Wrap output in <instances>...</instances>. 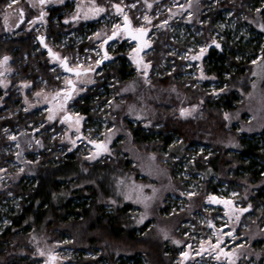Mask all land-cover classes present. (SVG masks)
Here are the masks:
<instances>
[{
    "label": "rangeland",
    "instance_id": "374dc122",
    "mask_svg": "<svg viewBox=\"0 0 264 264\" xmlns=\"http://www.w3.org/2000/svg\"><path fill=\"white\" fill-rule=\"evenodd\" d=\"M67 1L9 0L0 10V36L19 37L29 32L43 36L47 32L50 8ZM211 1L75 0L74 11L66 14L63 21L72 28L90 21H98V24L95 29L89 26L77 31L69 29L61 38L62 46L72 45L74 49L66 56L60 51L48 54L49 70L54 72L63 58L73 67L94 69L78 76L57 72L54 78L61 80L60 87L33 91L32 80L18 79L19 69L15 70L12 66L13 56L0 55V90L3 92L0 95V108L6 111L0 120L19 112L23 118L24 111L38 113L28 119V129L22 128L21 117H17L18 122L15 120L17 123L14 126L0 121V190H7L32 172L17 160L15 151L18 145L8 138L16 136L19 130H26L29 134L37 132L35 138L38 141L47 133L51 147L60 150L62 155L69 152L73 158H78L80 174L75 171V186L93 183L99 190L95 199L97 202H101L103 207L107 205L106 209H110V212L125 210L129 218L126 226L140 227L148 221V228L155 232L156 242L168 237L177 242L178 236L171 232L175 228L186 229L189 236L177 262L184 260L185 252L191 258L206 254L218 264H246L247 257L255 252L261 256L257 250L251 253L252 248L245 239L243 222L249 207L239 206L243 204L240 196L234 200L220 197L219 204L212 203V193L205 197L199 193V185L205 179L193 169L192 155L186 153L188 162L184 157H173L168 147L159 150L158 146H154L156 144L148 143L145 139L138 142L133 128L140 127L139 130L150 133L161 123L144 120L152 113L147 109H151L149 101L129 102V113L126 112L128 104L125 106L126 100L122 96L125 92L135 91L139 82H143L142 88L147 87L141 90H150L156 83L154 76L171 74L175 79L164 89L171 94L174 102L176 97L179 98L172 106L171 115L175 118L203 121L212 111L223 120L224 129L236 128L241 135L264 129V37L253 32L258 22L263 21L260 10L253 9L251 15V5L247 0H233L240 5L238 9L230 7L226 10V18L221 21L227 29L224 35L215 30L213 19L208 15L220 0ZM131 10L135 11V16ZM126 18L135 30L136 40L126 37L125 31L121 30L119 37L105 44V39L120 28ZM244 23L248 24L246 29H239L244 27ZM249 33L255 35L251 41L259 45L260 57L247 65L244 72H236L226 81L210 73L206 59L209 51L214 46L224 49V36L234 40L245 36L244 39L248 40ZM161 35L165 38L161 39ZM156 46L160 55L158 60L153 56ZM104 52H107L106 56ZM122 55L127 56L128 65L132 67L130 72L133 73V78L126 84L115 73L107 72ZM104 58L106 62L99 65ZM71 79L76 83V89L72 98L65 103L66 90L70 88L68 81ZM43 81L46 82V79ZM90 87H93L92 91ZM12 92L20 95L17 97L21 102L20 107L9 112V106L5 107V104ZM108 94L109 99L104 101L103 96ZM223 97L224 102L230 100L233 108L220 107ZM82 105L90 108L88 115L79 112ZM106 113H110V116ZM68 114L71 116L68 117ZM91 116L93 119H90ZM87 119L89 127H86ZM227 130V133L217 137V141L232 147L237 139ZM209 146V142H203L199 148L209 155ZM35 156L40 158L39 154ZM21 158L25 163L32 160L30 156L22 155ZM110 159L114 164L122 163V167L108 165L112 162H109ZM169 162L175 165H167ZM95 173H100L98 178L102 184L95 179ZM220 188L225 192L223 187ZM74 196L80 198L79 195ZM90 198H94L93 195ZM76 209L81 213L78 220H68L69 224L61 222L55 226L58 235L41 229L30 233L22 251L27 257L26 264H73L79 258L86 261L85 264H90L89 258L97 255L95 250L98 246L87 242L99 236L103 225L96 222V208L87 215L82 214L78 207ZM175 215H179V219L171 218Z\"/></svg>",
    "mask_w": 264,
    "mask_h": 264
},
{
    "label": "trees",
    "instance_id": "16d2710c",
    "mask_svg": "<svg viewBox=\"0 0 264 264\" xmlns=\"http://www.w3.org/2000/svg\"><path fill=\"white\" fill-rule=\"evenodd\" d=\"M8 1L0 0V10L5 7ZM247 1L251 5L249 12L251 15L253 9L258 8L260 10V16L263 18V21L261 23L258 22L257 28H254L253 32L263 38L264 0ZM238 5H240L239 2L234 3L233 0H220L214 6L215 8L211 11V17L215 30H218L220 34L225 35V31L227 30L223 26L224 22L221 24V21L226 18V10L230 7L238 9ZM217 6L219 7L217 8ZM74 9L75 0H69L62 5L50 8L48 25L45 29L47 32L44 34L46 36L45 46L40 42V36L33 35V32L24 33L19 37L0 36V55L10 54L13 56L12 66L15 70L19 69L18 79L25 78L32 80L34 83L33 91L40 88L61 86V80H56L54 74L59 71L64 72V70H62L59 64V67L54 72H51L49 70L50 64L47 60V55L51 53L56 54V52L60 51L66 56L71 54L74 46L68 45L65 48L62 47L60 38L69 29H76L77 31L84 26L95 29L98 24V21H90L80 23L77 27L72 28V25L66 24L63 19L66 14L74 11ZM131 11L135 16V11ZM247 26L248 24L244 23V27L238 28L246 29ZM254 36L253 33H249L248 40L244 39L245 36H240L241 39L238 38V40L224 36V49L220 46H214L206 58L210 73L215 74L219 80L226 81L232 74L244 72L247 65L260 57L259 45L251 41ZM163 38H165L164 35H161V39ZM156 44L158 45V42ZM46 46H49V49ZM157 48L158 46H156L153 55L155 60H158L160 57ZM246 54L249 56L246 57ZM119 58L107 72L115 73L114 75H118L121 82L126 84L133 78V73L130 72L132 67L128 65L127 58L124 55ZM39 76L40 79L38 78ZM43 79H46V82ZM174 79L171 74L154 76V81L156 82L154 88L146 91L141 90L143 84L139 82L138 88L135 91H128L122 94L126 100L125 106L128 104L126 112H129L128 107L132 101H149L150 103L148 104L151 106V109L147 108V105L145 107L149 111H152V113L145 117L144 120L149 119L155 123H161L159 127L153 129L150 133L139 130L140 127L138 126L139 128H133V134L140 143L142 142L141 140L145 139L148 140V143L155 142L159 150L160 147L162 150L168 147L173 157L181 156L188 161L189 158L186 156V153L192 155L190 157L193 169L200 173L202 177L206 176V178L203 177L205 181L199 185L201 187L199 193H202L204 197L212 193L218 201L216 204H219L220 199H222L220 197L234 200L240 196L239 199L243 201V204L239 206L249 207L248 211L245 212L246 220L243 222L245 239L248 240L249 246L252 248L251 253L255 250L261 252V256L255 252L253 255L247 257L246 264H264V129L256 133L241 135L236 128L232 130L225 128L227 131H231L235 139H237L236 145L228 147L218 143L217 137L227 132L223 128V120L220 116L214 114V112L211 111L209 117L203 121L181 120L171 115L173 113L172 106L178 102L179 98L176 97V101L174 102L171 94L164 88ZM89 90L92 91L93 87H90ZM1 92L0 90V95L3 94ZM16 95L19 96V94ZM17 96L12 92V95L6 98L7 104L5 106H9L10 112L20 107L21 100ZM109 97V94L104 95V101H107ZM224 99L225 97L221 99L222 104H220V107L225 109L233 108L230 100L224 102ZM80 107V113L89 114L90 108L88 105ZM35 112H23L24 115L21 120L23 123L22 128L28 129V119L34 117L33 114ZM5 113L6 111L0 108V117ZM103 113L105 112L103 111ZM21 114L19 112V114L0 121L2 123L9 122L8 124L14 126L15 120L17 121V117L19 116L18 118H20ZM106 114L110 116V113ZM36 133L29 134L26 130H19L16 136L8 138L18 145L15 151L17 160L24 167L31 169L32 172L30 171V176L21 179V181L10 187L12 191L15 188L17 194H14L15 192H12L10 188L7 189L8 192L5 189L0 190V264H26L27 257L22 254V251L25 248L24 245L27 244L26 238L29 237L30 233L41 229L44 232H51L52 235H58L55 226H58L61 222L69 224L68 220H78L81 213L76 212V210L74 211L76 207L84 215H87L90 210L96 208V222H100L103 225L99 236L92 237L89 241L90 243H94L92 245L98 246V249L95 250L97 255L94 258H89L90 264H218L211 256L201 254L196 258H191L188 252H185L184 260L181 263L177 262L178 255L184 252V247L189 236V232L185 228V230L175 228L171 232V234L178 236L177 242L173 241L170 237L164 239L162 242H156L154 240V236H156L155 232L151 231L152 228H148V221L144 222L140 227L130 228L126 226L125 223L129 218L125 210L120 209L110 212V209H106L107 205L103 207L101 202H97L95 199H97L96 196L99 190L93 183L89 182L80 187L75 186V181H73V178L77 175L75 171L77 170L80 174L78 158H73V154L69 152H65L62 155L60 150L51 147V141L47 133L42 136L41 140L37 141L35 138ZM157 142H159V145ZM203 142L210 143L208 147L211 148L209 155L203 152L205 150L199 148ZM171 146L174 149H171ZM35 154H39L40 158H37ZM22 155L32 157L31 162H23ZM110 164L122 167V163L118 165L110 162L108 165ZM167 165H175V163L169 162ZM99 174L95 173V179L102 184V181L98 178ZM92 180L94 181V179ZM17 186L22 188H17ZM220 187H223L225 192H222ZM16 188L19 191L21 190V192L23 190V192H19ZM27 188L32 193L28 192ZM4 193L7 194L4 196ZM75 194L79 195L80 198L75 197ZM16 195L19 196L17 197ZM92 195L94 198H90ZM83 196L86 197L82 198ZM23 198L24 200H22ZM54 203L57 206H54ZM22 205L24 206L22 207ZM179 217V215H175L171 218L179 219ZM6 250L8 253H6ZM84 262L86 261L79 258V260L75 261V264H85Z\"/></svg>",
    "mask_w": 264,
    "mask_h": 264
},
{
    "label": "water",
    "instance_id": "95a60500",
    "mask_svg": "<svg viewBox=\"0 0 264 264\" xmlns=\"http://www.w3.org/2000/svg\"><path fill=\"white\" fill-rule=\"evenodd\" d=\"M121 30L125 31L126 37H128V38H130L131 40H134V41L136 40L135 30L132 28L130 21L126 18L124 20L123 25L119 29H116L115 31H113L110 34V36L105 39L104 43L108 44L110 41L115 40ZM45 39H46L45 35L39 37V40H40V42L42 43L43 46H45ZM47 48L49 49V46H47ZM104 55L106 56L107 52H104ZM104 62H106V58L102 59L100 61V64H103ZM60 66L62 67V69L64 70L65 73L70 74V75H74V76H78V75H80L82 73H86V72H89V71L93 70V68L72 67L70 65L69 61L67 59H65V58H63L60 61ZM68 84L70 85V88L68 90H66L67 96L65 98V103H67L72 98L73 92L76 89V83L74 82L73 79L69 80ZM70 116L71 115L68 114V117H70Z\"/></svg>",
    "mask_w": 264,
    "mask_h": 264
},
{
    "label": "bare ground",
    "instance_id": "6f19581e",
    "mask_svg": "<svg viewBox=\"0 0 264 264\" xmlns=\"http://www.w3.org/2000/svg\"><path fill=\"white\" fill-rule=\"evenodd\" d=\"M213 1H214V0H213ZM213 1H211V2H213ZM169 2H170V1H169ZM181 2H182V1H181ZM181 2H180V3H181ZM214 3H216V2H214ZM168 4H169V3H168ZM207 4H208V3H207ZM169 5H170V4H169ZM209 5H210V4H209ZM216 5H217V4H216ZM210 6H211V5H210ZM214 6H215V5H214ZM218 7H219V6H217V8H218ZM209 8H210V7H209ZM214 8H215V7H214ZM207 9H208V8H207ZM212 9H213V7H212ZM205 10H206V8H205ZM202 11H203V10H202ZM207 11H208V10H207ZM210 11H211V10H210ZM212 11H213V10H212ZM188 12H189V11H188ZM203 13H204V12H203ZM205 13H206V12H205ZM205 13H204V14H205ZM200 14H201V13H200ZM208 15H211V14L209 13ZM29 16H30V15H29ZM200 16H201V15H200ZM211 16H212V15H211ZM27 17H28V16H27ZM202 18H203V17H202ZM204 18H205V17H204ZM27 21H28V20H27ZM204 21H205V20H204ZM18 22H19V21H18ZM25 22H26V21H25ZM202 22H203V21H202ZM204 24H205V23H204ZM43 25H44V24H43ZM172 26H173V25H172ZM174 26H175V25H174ZM202 27H204V26H202ZM176 28H178V27H176ZM115 29H116V28H115ZM41 31H42V30H41ZM172 31H173V30H172ZM42 33H43V32H42ZM69 33H70V32H69ZM147 35H148V34H147ZM61 36H62V35H61ZM63 37H64V35H63ZM118 37H119V36H118ZM47 39H48V38H47ZM58 39H59V38H58ZM60 39H61V38H60ZM68 39H69V38H68ZM144 39H145V38H144ZM61 40H62V39H61ZM58 41H59V40H58ZM58 41H56V42H58ZM65 41H66V40H65ZM65 41H64V42H65ZM144 42H145V41H144ZM61 43H62V41H61ZM59 44H60V43H59ZM60 45H61V44H60ZM65 46H66V45H65ZM65 46H64V48H65ZM46 47H47V46H46ZM62 47H63V46H62ZM117 52H118V51H117ZM112 53H113V52H112ZM125 53H126V52H125ZM73 55H74V54H73ZM73 55H72V57H73ZM118 55H119V54H118ZM127 55H128V54H127ZM124 56H126V55H124ZM126 57H127V56H126ZM114 58H115V57H114ZM114 58H113V59H114ZM73 59H74V58H73ZM123 59H124V58H123ZM127 59H128V58H127ZM119 60H120V58H119ZM126 61H127V60H126ZM70 62H71V61H70ZM76 62H77V61H76ZM160 63H161V62H160ZM70 64H71V63H70ZM73 64H74V61H73ZM109 64H110V63H109ZM115 64H116V63H115ZM111 65H112V64H111ZM116 65H117V64H116ZM121 65H122V64H121ZM129 65H130V64H129ZM122 66H123V65H122ZM60 67H61V66H60ZM107 67H108V66H107ZM126 67H127V65H126ZM61 68H62V67H61ZM106 69H107V68H106ZM125 69H126V68H125ZM62 70H63V69H62ZM122 70H123V69H122ZM116 74H117V73H116ZM128 75H129V74H128ZM150 76H151V75H150ZM152 76H153V75H152ZM157 76H158V75H157ZM157 76H156V77H157ZM117 77H118V75H117ZM129 77H130V76H129ZM99 79H100V78H99ZM141 81H142V80H141ZM141 83H143V82H141ZM103 84H104V83H103ZM146 84H147V83H146ZM105 85H106V84H105ZM68 87H69V86H68ZM14 89H15V88H14ZM16 89H17V88H16ZM14 91H16V90H14ZM16 92H17V91H16ZM1 93H2V92H1ZM13 96H14V95H13ZM15 96H17V95H15ZM19 96H20V95H19ZM9 99H10V98H9ZM11 99H12V98H11ZM11 101H12V100H11ZM13 103H14V102H13ZM23 103L25 104V102H23ZM6 104H7V103H6ZM17 104H18V103H17ZM21 104H22V103H21ZM14 105H15V104H14ZM5 107H6V106H5ZM2 108H3V107H2ZM20 109H24V107H23V108L21 107ZM3 110H4V109H3ZM7 110H8V109H7ZM40 110H42V109H40ZM34 111H35V110H34ZM7 112H8V111H7ZM9 112H10V111H9ZM22 112H23V111H22ZM24 112H25V111H24ZM42 112H43V111H42ZM2 113H3V112H2ZM14 113H15V112H14ZM35 113H36V112H35ZM43 113H44V112H43ZM8 114H9V113H8ZM8 114H7V115H8ZM20 114H21V113H20ZM25 114H26V113H25ZM36 114H38V113H36ZM13 115H14V114H13ZM13 115H12V116H13ZM33 115H34V114H33ZM20 116H21V115H20ZM25 116H26V115H25ZM41 116H42V115H41ZM41 116H40V117H41ZM44 116H45V115H44ZM44 116H43V118L45 119ZM18 117H19V116H18ZM14 118H15V117H14ZM21 118H22V117H21ZM29 119H30V118H29ZM17 120H18V118H17ZM34 121H35V120H34ZM43 121H44V120H43ZM17 122H18V121H17ZM17 122H15V123H17ZM38 123H39V122H38ZM40 123H42V122H40ZM57 123H58V122H57ZM34 125H35V124H34ZM31 126H32V124H31ZM52 126H53V125H52ZM52 126H51V127H52ZM44 127H45V126H44ZM44 127H43V128H44ZM54 127H55V125H54ZM54 127H53V128H54ZM58 127H59V125H58ZM48 128H49V127H48ZM152 135H153V134H152ZM155 135H156V134H155ZM182 137H183V136H182ZM1 138H2V136H1ZM149 138H151V137H149ZM146 139H147V138H146ZM176 139H177V138H176ZM152 140H153V139H152ZM159 140H160V139H159ZM159 140H158V141H159ZM146 141H148V140H146ZM151 143H152V142H151ZM153 143L155 144V142H153ZM157 144L159 145V142H157ZM41 145H42V144H41ZM167 145H168V144H167ZM154 146H156V145H154ZM173 146L175 147V145H173ZM179 146H180V145H179ZM159 147H160V146H159ZM171 147H172V146H171ZM174 147H172L171 149H174ZM0 148H1V147H0ZM160 148H161V147H160ZM176 148H177V146H176ZM178 148H179V147H178ZM2 149H3V148H2ZM122 150H123V149H122ZM172 151H173V150H172ZM177 151H178V150H177ZM162 156H163V155H162ZM160 157H161V156H160ZM112 159H113V158H112ZM133 160H134V159H133ZM110 161H112V160L110 159L109 162H110ZM114 161H115V160H114ZM118 161H119V160H118ZM112 162H113V161H112ZM54 165H56V164L54 163ZM201 173H203V172H201ZM203 174H204V173H203ZM199 175H200V174H199ZM203 177L206 178V176H203ZM252 179H253V178H252ZM254 179H256V178H254ZM25 181H26V180H25ZM22 183H23V182H22ZM24 183H25V182H24ZM12 185H15V184H12ZM31 185H32V184H31ZM15 187H16V186H15ZM18 187H20V186H17V188H18ZM36 187H37V186H36ZM13 188H14V186H13ZM17 188H16V190L19 191V189H17ZM20 188H22V187H20ZM29 188H30V190H31V186H30ZM8 189H9V187H8ZM11 189H12V188H11ZM11 189H10V190H11ZM27 189H28V188H27ZM27 189H26V190H27ZM26 190H24V191H26ZM30 190L28 189V192H31ZM11 191H12V190H11ZM7 192H8V190H7ZM12 192H15V188L13 189ZM19 192H21V190H20ZM19 192H18V194H19ZM22 192H23V190H22ZM22 192H21V193H22ZM26 192H27V191H26ZM31 193H32V192H31ZM31 193H30V195H31ZM6 194H7V193H6ZM6 194L4 193V196H5ZM12 194H13V193H12ZM14 194H17V193L15 192ZM23 194H24V193H23ZM30 195H28V196H30ZM16 196H17V195H16ZM18 196H19V195H18ZM18 196H17V197H18ZM25 197H26V196H25ZM53 197H55V196H53ZM6 198H7V197H6ZM51 198H52V195H51ZM12 199H13V198H12ZM22 200H24V198H23ZM31 200H32V199H31ZM38 200H39V198H38ZM54 200H55V199H54ZM54 200H53V201H54ZM26 201H27V200H26ZM40 201H41V200H40ZM53 201H52V202H53ZM57 201H58V199H57ZM22 202H24V201H22ZM54 202H56V201H54ZM28 203H29V202H28ZM22 204H23V203H22ZM29 204H30V203H29ZM46 204H47V203H46ZM54 204H55V203H54ZM258 204H259V203H258ZM25 205H26V204H25ZM59 205H60V204H59ZM23 206H24V205H22V207H23ZM47 206H48V204H47ZM54 206H57V205L55 204ZM45 209H47V207H45ZM78 209H79V208H78ZM67 210H68V209H67ZM47 211H49V210L47 209ZM72 211H73V210H72ZM74 211H75V208H74ZM76 212H78L77 209H76ZM47 213H49V212H47ZM72 213H73V212H72ZM64 214H65V213H64ZM76 214H77V213H76ZM49 215H50V214H49ZM47 216H48V215H47ZM48 217H49V216H48ZM70 217H71V216H70ZM70 217H69V218H70ZM72 217H73V216H72ZM39 225H40V224H39ZM43 226H44V225H43ZM44 227H45V226H44ZM33 231H34V230H33ZM87 239H89V238H87ZM87 241H88V240H87ZM89 241H90V240H89ZM88 243H90V242H87V244H88ZM91 243H92V242H91ZM6 253H8L7 250H6ZM10 255H11V254H10ZM11 256H12V255H11ZM9 257H10V256H9ZM10 259H11V258H10ZM26 260H27V259H26ZM74 263H75V262H74ZM74 263H73V264H74ZM127 264H128V263H127Z\"/></svg>",
    "mask_w": 264,
    "mask_h": 264
},
{
    "label": "built area",
    "instance_id": "2783aa9c",
    "mask_svg": "<svg viewBox=\"0 0 264 264\" xmlns=\"http://www.w3.org/2000/svg\"><path fill=\"white\" fill-rule=\"evenodd\" d=\"M90 119H93V116H91ZM86 127H89V119L86 120ZM211 202L215 204L218 202L215 196L212 197Z\"/></svg>",
    "mask_w": 264,
    "mask_h": 264
},
{
    "label": "snow or ice",
    "instance_id": "6c2138e0",
    "mask_svg": "<svg viewBox=\"0 0 264 264\" xmlns=\"http://www.w3.org/2000/svg\"><path fill=\"white\" fill-rule=\"evenodd\" d=\"M41 2H43V0H41ZM100 11H103V9H100ZM135 38V37H134ZM198 58V57H197ZM5 60H7V57H5ZM70 83V82H69ZM41 254H43V253H41ZM53 259H55L54 257H53Z\"/></svg>",
    "mask_w": 264,
    "mask_h": 264
}]
</instances>
